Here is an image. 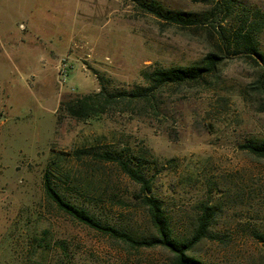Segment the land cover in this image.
Returning a JSON list of instances; mask_svg holds the SVG:
<instances>
[{
    "label": "rangeland",
    "instance_id": "1",
    "mask_svg": "<svg viewBox=\"0 0 264 264\" xmlns=\"http://www.w3.org/2000/svg\"><path fill=\"white\" fill-rule=\"evenodd\" d=\"M152 1L199 21L170 23L139 0H0V264H168L166 250L129 247L46 197L43 173L58 157L52 182L67 200L136 236L151 233L139 186L95 159L108 150L144 156L176 236L191 234L200 205L214 207L190 255L264 264V158L240 148L264 141V65L234 46L249 33L264 53V0ZM209 52L224 58L205 82L166 85L147 105L119 102L85 120L65 110L100 83L129 91L144 84L142 69L188 66ZM83 148L89 154L76 158Z\"/></svg>",
    "mask_w": 264,
    "mask_h": 264
},
{
    "label": "trees",
    "instance_id": "2",
    "mask_svg": "<svg viewBox=\"0 0 264 264\" xmlns=\"http://www.w3.org/2000/svg\"><path fill=\"white\" fill-rule=\"evenodd\" d=\"M138 6L174 24L192 25L199 21L198 17L192 13L168 11L152 0H139ZM239 44L244 47V51L249 56L258 58L264 65V53L260 51L251 34L237 33L234 39V46ZM223 58V55L218 52H209L198 62L188 66H170L166 68L151 66L142 69L140 76L144 84L136 85L129 91H109L99 82L100 87L97 91L89 92L67 101L65 110L72 117L85 120L104 113L108 108L117 105L119 102H126V105L143 102L147 105V103L151 102L150 98L163 86L205 82L208 77L215 74ZM151 107H154V104ZM240 148L257 157L264 158V141L248 140L240 144ZM74 154L76 158H83L89 154V149H79ZM94 156L98 162L115 163L125 176L139 186L137 196L140 204L146 209L148 221L153 230L151 233L136 236L127 230L101 221L86 208L67 200L52 182L55 169L51 165L58 166V157L51 158L43 173V189L46 197L58 209L74 220L99 233L122 241L129 247L134 249L159 247L166 250L170 254L168 264H205L188 252L208 236L209 227L215 214L213 206L200 205V214L197 216L196 224L191 234L186 237L176 236L171 227L169 217L163 208L162 201L152 193V180L151 176L148 175L149 171L145 165L147 161L144 156L129 158L122 152L113 150L96 152ZM156 163L155 161H149L150 165ZM63 264L71 263L65 262Z\"/></svg>",
    "mask_w": 264,
    "mask_h": 264
},
{
    "label": "built area",
    "instance_id": "3",
    "mask_svg": "<svg viewBox=\"0 0 264 264\" xmlns=\"http://www.w3.org/2000/svg\"><path fill=\"white\" fill-rule=\"evenodd\" d=\"M59 74L61 76V80L64 81L67 74H68V69H69V65L65 62V59H62L59 63Z\"/></svg>",
    "mask_w": 264,
    "mask_h": 264
}]
</instances>
